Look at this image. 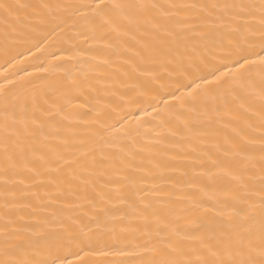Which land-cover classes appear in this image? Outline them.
Wrapping results in <instances>:
<instances>
[{"label": "snow or ice", "instance_id": "1", "mask_svg": "<svg viewBox=\"0 0 264 264\" xmlns=\"http://www.w3.org/2000/svg\"><path fill=\"white\" fill-rule=\"evenodd\" d=\"M52 37L0 84V264H264V0H0L9 67Z\"/></svg>", "mask_w": 264, "mask_h": 264}, {"label": "bare ground", "instance_id": "2", "mask_svg": "<svg viewBox=\"0 0 264 264\" xmlns=\"http://www.w3.org/2000/svg\"><path fill=\"white\" fill-rule=\"evenodd\" d=\"M52 43L44 45L42 50L38 48H28L31 45H20L14 49L13 55L16 53H21L22 55L18 59H22L23 63H18L16 67H9L5 63L6 57L0 55V84H5V77L7 76L9 80H14L17 85L21 83L31 82L29 87H40L42 85H48L50 87H55L59 82H61L67 75V70L70 66L62 63L59 59L54 60L51 55L52 52H56V56L60 57L61 53L57 51L61 45L55 43L57 37L51 38ZM49 69L48 71H43V69ZM75 72V69H71ZM30 74V75H29ZM84 103V98L79 100H73V107L66 109V113L70 114V120L72 123H76L78 118L87 112L86 108H80L78 105ZM81 131L83 128L81 127ZM72 259V257H69Z\"/></svg>", "mask_w": 264, "mask_h": 264}]
</instances>
